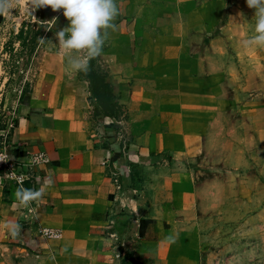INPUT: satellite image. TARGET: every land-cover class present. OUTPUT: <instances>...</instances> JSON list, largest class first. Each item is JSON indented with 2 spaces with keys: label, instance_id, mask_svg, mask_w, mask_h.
I'll return each mask as SVG.
<instances>
[{
  "label": "crops",
  "instance_id": "0c3cea01",
  "mask_svg": "<svg viewBox=\"0 0 264 264\" xmlns=\"http://www.w3.org/2000/svg\"><path fill=\"white\" fill-rule=\"evenodd\" d=\"M117 5L116 29L87 72L69 73L60 46L42 50L23 93L13 90L5 58L26 48L17 37L30 36L28 26L11 31L19 44H3L1 26L11 16L0 14V142L13 120L12 157L26 162L44 153L50 161L24 188L53 181L28 206L16 197L20 187L0 185V264H207L191 214L200 187L190 164L231 107L226 92L241 103L246 91L240 71L231 78L241 58L226 56L242 39L243 4ZM89 71L108 87L105 107L95 101ZM10 221L19 225L15 237Z\"/></svg>",
  "mask_w": 264,
  "mask_h": 264
},
{
  "label": "rangeland",
  "instance_id": "374dc122",
  "mask_svg": "<svg viewBox=\"0 0 264 264\" xmlns=\"http://www.w3.org/2000/svg\"><path fill=\"white\" fill-rule=\"evenodd\" d=\"M241 3L244 14L236 24L243 31L242 39L232 40L226 56L241 58L240 68H231V78L240 71L246 91L241 103L237 94L226 92L231 107L217 117L206 138L209 145L190 164L199 174L200 187V206L191 214L199 226L207 264H264V48L244 46L254 34L255 10L246 0ZM8 12L11 17L1 26L3 44H19L11 35L18 26H28L30 34L25 49L11 48L5 58L8 72L14 75L13 90L23 93L30 65L40 51L57 50V32L69 27L70 20L64 9L35 8L30 0H13ZM240 43L244 49L235 51Z\"/></svg>",
  "mask_w": 264,
  "mask_h": 264
},
{
  "label": "clouds",
  "instance_id": "9594fccd",
  "mask_svg": "<svg viewBox=\"0 0 264 264\" xmlns=\"http://www.w3.org/2000/svg\"><path fill=\"white\" fill-rule=\"evenodd\" d=\"M255 10L254 34L243 43L245 47L264 48V0H246ZM13 0H0V14L11 10ZM35 8L50 5L54 10L64 9V16L70 20V26L57 32L58 43L67 54V71L87 72L92 59L103 52L108 30H115V18L120 14L117 0H30ZM72 53L77 55L73 56ZM82 53V55H80ZM40 157H36L37 166ZM3 161V160H0ZM53 181L45 178L40 189L19 188L16 197L20 204L28 206L38 201L44 194V188ZM6 227L12 237L19 231V225L9 222ZM171 239V237H169Z\"/></svg>",
  "mask_w": 264,
  "mask_h": 264
},
{
  "label": "built area",
  "instance_id": "2783aa9c",
  "mask_svg": "<svg viewBox=\"0 0 264 264\" xmlns=\"http://www.w3.org/2000/svg\"><path fill=\"white\" fill-rule=\"evenodd\" d=\"M15 124L11 120L3 132L0 142V185L3 187L15 185L24 188L27 183L37 181V168L48 164L50 161L46 154H36L26 162L16 160L9 153V147L12 144L13 129ZM36 157H40L38 162ZM42 235L49 238H60L61 233L53 230H43Z\"/></svg>",
  "mask_w": 264,
  "mask_h": 264
},
{
  "label": "trees",
  "instance_id": "16d2710c",
  "mask_svg": "<svg viewBox=\"0 0 264 264\" xmlns=\"http://www.w3.org/2000/svg\"><path fill=\"white\" fill-rule=\"evenodd\" d=\"M28 37L25 35L24 31H22L17 37V40L23 41V44L26 46ZM87 76L92 85V92H93V96L95 97V101L100 106L105 107V102L107 101V98L105 97L106 96L105 92L106 90H108V87L103 85L102 81L99 79V77L95 74L94 71H89L87 73Z\"/></svg>",
  "mask_w": 264,
  "mask_h": 264
}]
</instances>
